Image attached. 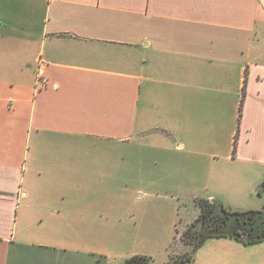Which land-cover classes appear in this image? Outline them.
Wrapping results in <instances>:
<instances>
[{
	"label": "crops",
	"instance_id": "0c3cea01",
	"mask_svg": "<svg viewBox=\"0 0 264 264\" xmlns=\"http://www.w3.org/2000/svg\"><path fill=\"white\" fill-rule=\"evenodd\" d=\"M159 137L191 178L180 184V207L155 193L173 222L196 200V168L204 167L205 199L222 205L230 202L220 194L222 162L264 169V0H0V264L153 257L84 252L83 226L119 211L114 196L125 190L116 186L115 154L62 149L154 148ZM214 241L224 250L206 251L213 264L242 263L243 244L220 237L189 264Z\"/></svg>",
	"mask_w": 264,
	"mask_h": 264
},
{
	"label": "rangeland",
	"instance_id": "374dc122",
	"mask_svg": "<svg viewBox=\"0 0 264 264\" xmlns=\"http://www.w3.org/2000/svg\"><path fill=\"white\" fill-rule=\"evenodd\" d=\"M157 115L161 118L164 116V114ZM158 133L162 134L161 131ZM162 138L158 139L164 143ZM221 147L223 149V146ZM229 147L232 148L231 142ZM173 149V145L165 143L155 145L153 148L139 146L135 143L129 145L103 143L96 146H84L83 143L70 142L66 148L62 149L63 152L69 153L115 154L116 162L114 163L116 165L113 174L116 186L121 191L125 190L114 196L115 207L117 209L120 207L119 211L109 219H101L97 224L83 226L82 247L84 252H153L151 258L158 260L163 257L165 261L172 254L192 252L191 246L180 241V234L185 227L186 222L184 221H193L198 218L200 200H206L205 194L201 191L203 187L200 186V183L205 181L204 167H198L195 170L194 180L197 186L194 188V195L196 200L181 206L175 222H173V210L170 207L154 205V202H157L155 193H158L160 198L174 197L173 202L177 206L175 199L181 190L180 184L190 182L191 178H188L186 173L184 174L183 168L175 161V150ZM228 152L231 154V150ZM122 155H125V160H121ZM232 164L230 161L229 163L222 162V165H227V170L222 172L223 177L220 181L222 185H226V188L220 194L230 201L223 205L232 210H261L264 207V189L260 187L264 183H262L264 169L247 163L234 167ZM257 180L261 182L255 184L251 190L245 189L243 194H238V188L241 185L257 182ZM231 185L233 187H230ZM137 189L151 191L153 195L147 199L145 197L136 198L134 191ZM99 195L103 200V195L106 194ZM191 195L188 194L187 197ZM124 197L128 205L125 204ZM128 212L133 213V217L128 216ZM262 242L242 245L243 251L238 252L237 255L241 264H264V243ZM222 244V241L205 244L201 249L199 260L192 264H213L211 258L208 257L210 252L206 251L222 252L224 250Z\"/></svg>",
	"mask_w": 264,
	"mask_h": 264
},
{
	"label": "trees",
	"instance_id": "16d2710c",
	"mask_svg": "<svg viewBox=\"0 0 264 264\" xmlns=\"http://www.w3.org/2000/svg\"><path fill=\"white\" fill-rule=\"evenodd\" d=\"M246 79L244 81V89ZM245 94V90H244ZM241 106L239 108V118ZM236 141V140H235ZM236 142L233 145V152ZM264 189V183L260 186ZM260 194V192H259ZM198 218L189 224L180 234V241L192 248V252L172 254L166 264H189L194 252L209 238L229 237L244 245L264 240V207L261 210H232L221 203L200 200ZM147 256H133L125 264H149Z\"/></svg>",
	"mask_w": 264,
	"mask_h": 264
}]
</instances>
